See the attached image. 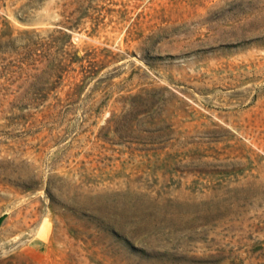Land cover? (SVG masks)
I'll use <instances>...</instances> for the list:
<instances>
[{
    "label": "rangeland",
    "instance_id": "obj_1",
    "mask_svg": "<svg viewBox=\"0 0 264 264\" xmlns=\"http://www.w3.org/2000/svg\"><path fill=\"white\" fill-rule=\"evenodd\" d=\"M0 264H264V0H0Z\"/></svg>",
    "mask_w": 264,
    "mask_h": 264
},
{
    "label": "trees",
    "instance_id": "obj_2",
    "mask_svg": "<svg viewBox=\"0 0 264 264\" xmlns=\"http://www.w3.org/2000/svg\"><path fill=\"white\" fill-rule=\"evenodd\" d=\"M52 69H53V71H54V72H57V70H59V69H57V67H56V66H55V67H53Z\"/></svg>",
    "mask_w": 264,
    "mask_h": 264
}]
</instances>
